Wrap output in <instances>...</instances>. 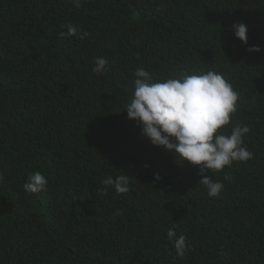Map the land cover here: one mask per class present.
<instances>
[{
  "label": "trees",
  "instance_id": "trees-1",
  "mask_svg": "<svg viewBox=\"0 0 264 264\" xmlns=\"http://www.w3.org/2000/svg\"><path fill=\"white\" fill-rule=\"evenodd\" d=\"M68 24L88 35L60 38ZM141 67L213 70L239 92L225 127H250L254 158L205 173L219 197L128 118ZM35 171L48 189L26 193ZM119 175L127 194L102 183ZM0 176V264H264V0H0Z\"/></svg>",
  "mask_w": 264,
  "mask_h": 264
},
{
  "label": "clouds",
  "instance_id": "clouds-1",
  "mask_svg": "<svg viewBox=\"0 0 264 264\" xmlns=\"http://www.w3.org/2000/svg\"><path fill=\"white\" fill-rule=\"evenodd\" d=\"M71 2L80 8L85 0ZM66 28V32L59 33L60 38L78 36L83 39L88 35L87 32H78L77 26L72 24ZM232 31L236 38L247 44L248 28L245 24H233ZM247 50L249 53L261 52L256 45ZM107 65L106 58L97 57L92 71L103 74ZM134 75V91L125 109L128 118L141 127L142 135L153 146L174 150L182 163L187 161L199 166V183L205 187L209 197H219L224 183L205 173L209 170L218 172L233 162H247L254 158V153L244 142L250 127L234 125L230 131L225 127L237 112L239 92L222 73L213 70L185 72L178 77L154 81L153 75L141 67ZM155 179H160L159 174H155ZM48 183L41 171H35L28 175L23 190L30 194L41 193L47 191ZM102 183L105 190L112 187L117 194H127L130 190L129 175L107 177ZM167 238L178 257L183 258L190 250L187 237L177 235L174 229L167 231Z\"/></svg>",
  "mask_w": 264,
  "mask_h": 264
}]
</instances>
